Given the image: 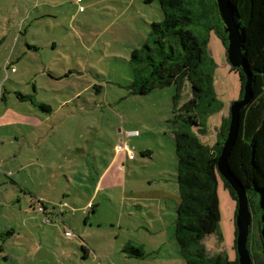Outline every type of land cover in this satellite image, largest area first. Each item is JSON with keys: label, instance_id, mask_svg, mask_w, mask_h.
Instances as JSON below:
<instances>
[{"label": "rangeland", "instance_id": "374dc122", "mask_svg": "<svg viewBox=\"0 0 264 264\" xmlns=\"http://www.w3.org/2000/svg\"><path fill=\"white\" fill-rule=\"evenodd\" d=\"M194 11L188 27L207 35L220 108L205 134L192 131L212 145L240 99V80L207 31L213 16ZM160 20L157 1L0 0V264H184L174 237L176 88L129 89L131 51ZM190 96L186 82L175 107ZM217 196L218 232L202 244L209 256L235 260L237 201L221 178ZM259 221L249 230L253 252ZM129 245L144 255L129 254Z\"/></svg>", "mask_w": 264, "mask_h": 264}, {"label": "trees", "instance_id": "16d2710c", "mask_svg": "<svg viewBox=\"0 0 264 264\" xmlns=\"http://www.w3.org/2000/svg\"><path fill=\"white\" fill-rule=\"evenodd\" d=\"M143 1H157L162 20L151 23L149 39L142 48L131 51L133 80L129 89L132 93L147 94L168 85L176 88L172 112L179 202L174 237L180 255L184 264H238L237 257L230 260L223 252L209 256L202 244L205 236L218 232V178L236 199L233 189L217 171V158L228 132L230 113L222 118L212 145L202 142L192 131L195 128L197 133L205 134L208 116L220 108L214 92L213 62L206 53L207 35L199 38L188 27L194 22L196 7L208 9L213 18L204 19L207 31L214 30L227 47V34L216 0ZM229 3L242 39L241 53L251 74L253 95L240 111L238 133L228 163L245 189L252 219H262L258 224L260 249L251 251L249 235L247 248L252 264H264V0H229ZM231 69L239 75L241 98L246 76L239 68ZM186 82L190 84L191 96L177 108L176 98ZM39 107L50 110L43 103ZM83 248L86 256L88 249ZM125 248L133 256L144 255L138 247Z\"/></svg>", "mask_w": 264, "mask_h": 264}, {"label": "water", "instance_id": "95a60500", "mask_svg": "<svg viewBox=\"0 0 264 264\" xmlns=\"http://www.w3.org/2000/svg\"><path fill=\"white\" fill-rule=\"evenodd\" d=\"M216 4L219 16L224 24V32L227 34V61L231 67L239 68L246 76L242 97L232 102L230 106L228 132L223 142L220 154L217 158V171L233 189L236 195L237 210L235 216V225L237 233L235 245L238 264H252V259L247 248V239L252 217L249 211L245 189L241 181L231 170L228 163V158L238 133L240 111L246 104L250 102L253 95L251 89V74L247 70L242 58V39L235 24L229 0H216Z\"/></svg>", "mask_w": 264, "mask_h": 264}, {"label": "crops", "instance_id": "0c3cea01", "mask_svg": "<svg viewBox=\"0 0 264 264\" xmlns=\"http://www.w3.org/2000/svg\"><path fill=\"white\" fill-rule=\"evenodd\" d=\"M116 149H117V147H116ZM103 173V172H102ZM102 173H100L99 174V176H98V178H97V180H96V186H95V189H97L98 188V185H99V182H102V180H103V178H101L102 177ZM101 188V187H100ZM92 197V196H91ZM85 205H87L88 207L90 206V205H92L91 204V202L90 201H88ZM93 206V205H92Z\"/></svg>", "mask_w": 264, "mask_h": 264}, {"label": "built area", "instance_id": "2783aa9c", "mask_svg": "<svg viewBox=\"0 0 264 264\" xmlns=\"http://www.w3.org/2000/svg\"><path fill=\"white\" fill-rule=\"evenodd\" d=\"M126 146L125 145H118L117 146V149H124ZM131 155V154H130ZM42 206V205H41ZM42 210H43V207H42ZM48 220V217H45V221H47ZM65 235H67V236H70L71 235V233L69 232V231H65Z\"/></svg>", "mask_w": 264, "mask_h": 264}]
</instances>
